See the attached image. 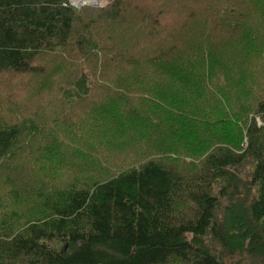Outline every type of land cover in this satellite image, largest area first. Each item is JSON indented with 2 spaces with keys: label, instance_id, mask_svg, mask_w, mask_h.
Here are the masks:
<instances>
[{
  "label": "trees",
  "instance_id": "16d2710c",
  "mask_svg": "<svg viewBox=\"0 0 264 264\" xmlns=\"http://www.w3.org/2000/svg\"><path fill=\"white\" fill-rule=\"evenodd\" d=\"M261 51L264 0H0V264H264Z\"/></svg>",
  "mask_w": 264,
  "mask_h": 264
},
{
  "label": "rangeland",
  "instance_id": "374dc122",
  "mask_svg": "<svg viewBox=\"0 0 264 264\" xmlns=\"http://www.w3.org/2000/svg\"><path fill=\"white\" fill-rule=\"evenodd\" d=\"M73 2V3H76L75 2V0H70V2ZM96 1L97 0H93L92 1V3L91 4H95L96 3ZM100 1L101 0H98V4L100 3ZM109 2V0H102V3L101 4H99V6H89V5H78L79 6V8L78 9H81V8H83V7H93V8H102V7H104L107 3ZM77 4H80V3H77ZM81 6V7H80ZM261 53H264V51H261ZM264 64V63H263ZM68 69V68H67ZM67 69H59V71H58V75H62V74H66V72H67ZM74 73H75V71L73 70V74H72V77L74 76ZM60 84H64V85H66V83L65 82H62V83H58V81L56 80V84L55 85H57V86H59V87H65V86H60ZM253 84V83H252ZM251 84V82H250V86L252 85ZM140 96H142V97H144L143 95H140ZM33 107H35V105H33ZM100 149V151L102 152V154H101V156H99V159H102V160H106L107 162H110L109 161V159H108V156H107V152H106V150H104V151H102V149L103 148H99ZM125 160V158H123V161ZM117 163H121V162H118V161H116Z\"/></svg>",
  "mask_w": 264,
  "mask_h": 264
},
{
  "label": "bare ground",
  "instance_id": "6f19581e",
  "mask_svg": "<svg viewBox=\"0 0 264 264\" xmlns=\"http://www.w3.org/2000/svg\"><path fill=\"white\" fill-rule=\"evenodd\" d=\"M92 1L93 0H75V2L76 3H74V4H76V5H91V3H92ZM77 3H80V4H77ZM95 4H98V0L96 1V3Z\"/></svg>",
  "mask_w": 264,
  "mask_h": 264
},
{
  "label": "water",
  "instance_id": "95a60500",
  "mask_svg": "<svg viewBox=\"0 0 264 264\" xmlns=\"http://www.w3.org/2000/svg\"><path fill=\"white\" fill-rule=\"evenodd\" d=\"M70 1V0H69ZM72 6L76 7L77 9L79 8L78 5L74 4L72 1L70 2ZM89 6H99V4H91ZM81 7V6H80Z\"/></svg>",
  "mask_w": 264,
  "mask_h": 264
}]
</instances>
